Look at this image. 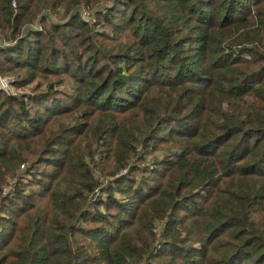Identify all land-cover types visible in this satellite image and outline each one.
Returning a JSON list of instances; mask_svg holds the SVG:
<instances>
[{
	"label": "trees",
	"instance_id": "trees-1",
	"mask_svg": "<svg viewBox=\"0 0 264 264\" xmlns=\"http://www.w3.org/2000/svg\"><path fill=\"white\" fill-rule=\"evenodd\" d=\"M0 40V264H264V0H0Z\"/></svg>",
	"mask_w": 264,
	"mask_h": 264
},
{
	"label": "rangeland",
	"instance_id": "rangeland-1",
	"mask_svg": "<svg viewBox=\"0 0 264 264\" xmlns=\"http://www.w3.org/2000/svg\"><path fill=\"white\" fill-rule=\"evenodd\" d=\"M61 16H62V10L60 11V14L57 15V17L55 19L59 21V20H61ZM58 17H60V18H58ZM102 29L103 28H101V30ZM13 80H14L13 76L3 75L0 73V91H3L5 93H8L9 95H14V96H19V95L27 92V91L19 90V89H16L15 87H13V85H12ZM137 165H139V167H141V168H144V167H146L147 164L142 163V164H137ZM39 167H40V170L42 171L46 166L40 165ZM140 175H143L144 177H146L149 174L148 173L142 174L140 172L134 174L136 179H139ZM115 196L118 199L123 198V196L121 194H118V193ZM112 211L114 212L113 209H112Z\"/></svg>",
	"mask_w": 264,
	"mask_h": 264
},
{
	"label": "built area",
	"instance_id": "built-area-1",
	"mask_svg": "<svg viewBox=\"0 0 264 264\" xmlns=\"http://www.w3.org/2000/svg\"><path fill=\"white\" fill-rule=\"evenodd\" d=\"M14 3H12V7H14ZM61 11V10H60ZM80 17L85 20L86 22L90 23V24H93L95 22V17L93 16V13L86 7H83L81 9V12H80ZM52 18L54 19L55 18V15L52 16ZM32 28H35L37 30H40V27L35 24V25H32L31 26ZM9 44H7L6 42L4 41H1L0 40V47H6L8 46ZM13 82V81H12ZM23 168V166L21 167ZM124 174V172H121L120 175Z\"/></svg>",
	"mask_w": 264,
	"mask_h": 264
}]
</instances>
